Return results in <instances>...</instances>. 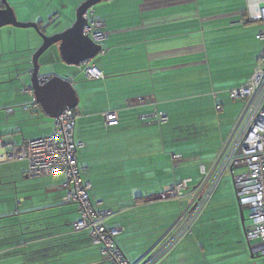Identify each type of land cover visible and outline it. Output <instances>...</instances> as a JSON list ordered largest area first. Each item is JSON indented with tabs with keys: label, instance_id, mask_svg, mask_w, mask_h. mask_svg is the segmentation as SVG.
Wrapping results in <instances>:
<instances>
[{
	"label": "crops",
	"instance_id": "obj_1",
	"mask_svg": "<svg viewBox=\"0 0 264 264\" xmlns=\"http://www.w3.org/2000/svg\"><path fill=\"white\" fill-rule=\"evenodd\" d=\"M106 3L97 7L95 13L105 22L107 40L103 42V52L91 60L103 78L83 80L81 75L74 76V72L78 75V70L64 63L56 48L42 64L43 67L54 65L55 70L43 75L66 78L77 92L76 110L80 117L75 140L85 144L78 151L81 177L92 184L93 205L111 212L108 226L123 228L117 238L118 245L126 257L136 262L152 246L171 236L185 219L196 184L182 197H166L164 190L187 178L197 182L201 165H209L214 159L237 117L232 111L231 126L223 122L222 117L231 102L230 96L227 97L228 89L223 86L243 84L252 74L259 53L256 49L251 53L248 46L241 48V51L248 48L246 57L236 63L244 61L240 69L245 66L248 69L242 74L235 66L237 70L233 75L229 73L232 64L219 59L213 64L206 51L200 54L203 47L197 45L196 37H204V23L212 24L213 19L230 16L229 13L202 16L197 5L211 4L205 0H113ZM246 9L247 4L231 15L240 18L238 23H252ZM37 16L30 21L44 27L43 18L36 20ZM212 27V32H219L220 29ZM27 63L25 60L22 64L27 67ZM229 74L237 81H229ZM209 82L216 87L210 92L215 112H198L192 105H180L189 100V89L195 90L202 84L210 91ZM27 88L30 87L24 91ZM28 97L19 99L21 106H28L23 107V111H0V192L7 190L0 193V200L9 199L6 209H0V264H21V250L49 242L54 244L58 239H61L60 248L50 257L61 264H103L88 236L72 230L73 223L80 218L78 207L74 204L64 208L57 206V202L62 204L61 198L66 192L64 176L36 178L48 194L37 203L28 196L29 188L17 185L21 175L31 179L27 163L1 157L28 140L51 135L54 130L55 121L49 119L40 105V109L30 105ZM218 106L222 111L217 110ZM108 111L117 113L118 125L105 124L103 115ZM40 112L49 118L41 117ZM161 114L167 116V121L161 120ZM181 116L187 118L183 121L187 127L185 142L178 138L176 124ZM227 174L232 176L230 171L225 177ZM21 192L25 196L23 202L19 199ZM115 197L126 205L112 206ZM236 199L234 194L220 196L219 191L216 192L192 234L159 264H260L246 245ZM38 210H48L52 217H59L57 223L64 221L62 231L56 232L51 225H46L42 229L46 231L40 230L42 236L38 237L31 226L28 233L32 235H26L20 228L21 222L14 219L9 225H1L4 218ZM62 210L65 212L59 214ZM122 216L124 223L115 222Z\"/></svg>",
	"mask_w": 264,
	"mask_h": 264
},
{
	"label": "built area",
	"instance_id": "obj_2",
	"mask_svg": "<svg viewBox=\"0 0 264 264\" xmlns=\"http://www.w3.org/2000/svg\"><path fill=\"white\" fill-rule=\"evenodd\" d=\"M246 10L249 20L264 24V0H247ZM84 18L88 22L84 35L100 44V41L107 38V33L103 30L104 22L96 16L94 7L87 10ZM256 38L263 45L253 72L244 84L229 92L231 100L243 103L242 109L214 159L209 165H201L197 182L187 178L168 185L164 190L166 197H182L196 184L192 200L185 210V223L168 241H161L162 243L152 247L138 263L126 257L119 247L117 238L123 228L108 226L107 220L111 217V212L99 210L93 205L90 196L92 184L83 181L81 177L78 151L85 144L76 141L74 137L80 117L76 109H66L59 115L51 135L28 140L5 153L2 158L26 162L30 178L64 176L63 189L66 192L62 202L76 205L80 215L79 220L73 223L72 230L88 236L92 245L98 249L103 264H159L187 234L192 233V227L206 210L223 177L230 171L239 205L243 210L250 211V225L246 223L245 226L250 253L253 256H264V29L257 33ZM78 71L88 80L103 78L102 72L91 61L80 65ZM25 92L32 95L34 106L40 108L31 87ZM217 110L221 111V106ZM103 116L106 125L118 124L116 112L108 111ZM159 116L161 120L168 119L165 114Z\"/></svg>",
	"mask_w": 264,
	"mask_h": 264
},
{
	"label": "rangeland",
	"instance_id": "obj_3",
	"mask_svg": "<svg viewBox=\"0 0 264 264\" xmlns=\"http://www.w3.org/2000/svg\"><path fill=\"white\" fill-rule=\"evenodd\" d=\"M200 1L203 2V0ZM205 1L210 2L211 4L197 5L199 13L202 16H206L209 14L215 15V14H226V13H229L230 16H227L226 18L222 17L219 19L218 18L213 19V21L211 22L212 24H210L209 22L204 23L203 25L204 26L203 33H205L204 37L203 35L196 37L197 45L199 44L203 47V50L202 52H200V54H205L206 51L207 57L211 59L210 61L213 64L217 59L222 61H227L229 64H232L231 69H229L230 70L229 73L233 75L234 70L235 71L237 70L235 66H238L240 69L241 64L244 63V61H242L241 63H236V62L246 57L245 52L248 48H244V51H241L240 50L241 48H243L244 46H248L251 48L250 49L251 53L255 52L256 50L258 51V53L262 51V43L256 39V34L260 30L264 29V25H261L259 22H252L247 24L243 22L238 23L237 21L240 20V18L231 15L238 9L245 7V5L247 4V0H205ZM82 2L83 0H8L10 7L15 11V14L19 22L37 23L36 21H30V19L33 18V16L36 14L39 15V17L38 16L36 17V20L40 19V17L43 18V22L41 23H43L44 25L43 29H45V33L47 34V36H51L63 32L66 29L70 28L76 21V11L78 6ZM106 2L108 1H103L95 5L94 9L97 10V7L103 4H107ZM64 20H67L65 22L71 23L70 26H66L68 23H64ZM101 21L103 20L101 19ZM211 25H213V27ZM211 27L220 30L219 32L216 31L212 32V30L210 29ZM103 30L105 31V22H104ZM106 40L107 39L100 41V44L103 45V42ZM42 43H43L42 37L34 28H16L13 26H4L0 28V111L6 109H14V110L18 109L19 111H23L22 109L24 106H21L20 104L21 100L19 99L23 97L26 98L28 96H29L28 97L29 104L31 105L30 94L23 92L25 87L29 86L31 82L30 81L31 76L29 73L26 72L28 70V67L32 68V58H33V54L35 53L34 49L36 48L38 49ZM54 48H56L58 54L60 55L59 46L54 45L41 56L39 60L41 75L55 70L54 65H51V67H43L42 65L43 61L51 55V52L52 50H54ZM25 60L28 61L27 67L22 64L23 62H25ZM74 68L78 70L77 67ZM247 69L248 67L245 66L239 71H241V73L243 74L247 71ZM230 74H229L230 76L229 81H237V79L231 77ZM73 75L76 77L81 75L83 80H85V76L81 73H78L77 75V73L74 72ZM209 86L211 87L210 91H208L207 87L202 84L198 85V87H196L195 90L189 89L188 96L191 95L187 97L189 100L180 103V105L182 104L192 105V108L194 110L198 109L197 110L198 112H205L207 110H214L215 112L216 108L213 101V96L210 93L214 86L211 82H209ZM223 87L228 89L227 97H229L230 90L237 88L235 85H231V84L229 85L226 84ZM184 91L182 93H184ZM203 93L205 94L203 95ZM193 95L195 96L192 97ZM230 101L231 102H229V104L227 105L226 112L222 117L223 122L227 125H229L230 122L231 112L234 111V115L237 116L240 113L243 106V103L241 101L235 102L231 99ZM13 105H16V107H13ZM40 115L45 119L49 118L46 117L45 114L42 112H40ZM49 119L51 121H56L53 118H49ZM186 119H187L186 117L181 116V119L179 118V123L176 124L179 127L178 138L181 142H185L187 140L186 137L187 127L183 123V121ZM231 124L229 125V127L231 126ZM74 137H75V132H74ZM241 171L242 170H237V172H241ZM224 177L219 187L217 188L216 192L219 191L220 196H228V195L232 196V194L236 196L233 177L229 174H227L225 178ZM38 180L39 179H33V178L25 179L23 175L17 178L18 181L17 185H22V189L23 187L29 188L30 191L27 192L28 196H31V201L37 203L48 197V194H45L46 193L45 188H43V186L38 183ZM6 192L7 190H4L3 192L0 193H6ZM20 195L21 197L19 199L23 202L25 200L24 192H21ZM8 200L9 199L6 198L0 200L1 211L3 209H6ZM236 202H237L236 204L239 205L238 200ZM116 203H120L123 206L126 205L124 202L120 201L118 197L114 198V202H112V206H116L117 205ZM62 204H59L57 202V206H62L63 208L66 205L73 206V204H63V205ZM118 209L119 206L116 207V210ZM61 212H65V210L59 211L58 213L60 214ZM54 213L52 215L55 216ZM249 214L250 211L248 209L244 210L245 226L246 223L247 225H250L248 220ZM186 217L187 215H185V218ZM56 218L59 217H52L51 214H49L48 210H38L37 212H32V213L20 212V215H16L14 218L13 217L4 218V220L1 221L3 222V224L1 225L3 226L9 225L12 222L11 220L14 219L21 222L20 228H22L21 229L22 232H25L26 235H32L31 233H28L29 232L28 227L31 226L33 227L32 229L34 228L36 229V233H37L36 236H39L41 235L42 231H46V230H42L45 229L46 225L48 226L51 225L52 229H55L54 231L56 232L62 231L61 229L64 228L65 226V224H63L64 221L57 223ZM125 221L126 220L123 218V216L115 220V222L117 223H124ZM198 221H196V223L192 227L191 230L192 232L194 230V227L197 225ZM184 223H185V219L182 221L180 227L176 229L171 236L165 238V240H162V242L168 241L171 237H173L180 230V228ZM188 236L189 234H187L181 241H183ZM244 236H245V232H244ZM60 243H61V239H58V241H56L54 244L52 242H49L42 245L31 246L30 249L27 248L26 250H21L19 256V259H21V264H61L59 260H55L53 259V257L52 258L50 257L52 253L55 252L56 249L60 248ZM246 245L248 247V250L250 251V246L248 244L247 239H246ZM69 250L70 248L67 249V252ZM257 255L258 256H253L251 254L253 258H256L255 260H259L260 264H264V256H262L261 254H257Z\"/></svg>",
	"mask_w": 264,
	"mask_h": 264
},
{
	"label": "water",
	"instance_id": "obj_4",
	"mask_svg": "<svg viewBox=\"0 0 264 264\" xmlns=\"http://www.w3.org/2000/svg\"><path fill=\"white\" fill-rule=\"evenodd\" d=\"M103 1L105 0L83 1L77 8L76 21L70 28L63 32L47 36L38 23L19 22L8 0H0L3 5V8L0 9V28L4 26L34 28L43 39V43L33 54L31 82L29 87H31L34 97L41 106L43 112L50 118L57 120L64 110L75 109L78 106V97L70 80L58 75H41L39 60L41 56L54 45L59 46L61 59L68 66L79 67L84 62L97 58L102 52L103 47L101 44H96L91 38L84 35V28L88 23L87 19L84 18V14L88 9ZM53 82L57 85L55 92L49 87ZM240 216L245 230V217L244 210L242 209L240 210ZM140 259L137 260L136 263H138Z\"/></svg>",
	"mask_w": 264,
	"mask_h": 264
},
{
	"label": "trees",
	"instance_id": "obj_5",
	"mask_svg": "<svg viewBox=\"0 0 264 264\" xmlns=\"http://www.w3.org/2000/svg\"><path fill=\"white\" fill-rule=\"evenodd\" d=\"M40 26V28L41 29H43L44 27H42L41 25H39ZM257 36V35H256ZM257 39V38H256ZM262 43V42H261ZM262 45H263V43H262ZM260 54V53H259ZM257 58H258V56H257ZM257 58H256V62H257ZM256 62H255V64H254V67H255V65H256ZM79 72V71H78ZM27 73H29L30 74V76H31V73H32V69L31 70H27ZM30 86V85H29ZM27 87V86H26ZM25 87V88H26ZM23 92L25 93V91L23 90ZM31 105L32 106H34V104H33V101L31 100ZM35 107V106H34ZM24 108H28L27 106L26 107H24ZM8 110H12V109H8ZM8 110H6V111H8ZM61 202H62V198H61ZM63 203V202H62ZM63 204H65V203H63ZM108 224V223H107ZM109 227H111V226H109ZM39 236H42V234L41 235H39ZM38 236V237H39ZM249 253H250V251H249Z\"/></svg>",
	"mask_w": 264,
	"mask_h": 264
},
{
	"label": "snow or ice",
	"instance_id": "obj_6",
	"mask_svg": "<svg viewBox=\"0 0 264 264\" xmlns=\"http://www.w3.org/2000/svg\"><path fill=\"white\" fill-rule=\"evenodd\" d=\"M49 87H50L51 89H53V91L55 92V90H56V88H57V85H56L55 82H53V84H52V85H49Z\"/></svg>",
	"mask_w": 264,
	"mask_h": 264
},
{
	"label": "flooded vegetation",
	"instance_id": "obj_7",
	"mask_svg": "<svg viewBox=\"0 0 264 264\" xmlns=\"http://www.w3.org/2000/svg\"><path fill=\"white\" fill-rule=\"evenodd\" d=\"M83 1H85V0H83ZM3 8V5L1 4V2H0V9H2Z\"/></svg>",
	"mask_w": 264,
	"mask_h": 264
},
{
	"label": "clouds",
	"instance_id": "obj_8",
	"mask_svg": "<svg viewBox=\"0 0 264 264\" xmlns=\"http://www.w3.org/2000/svg\"><path fill=\"white\" fill-rule=\"evenodd\" d=\"M78 68V67H77Z\"/></svg>",
	"mask_w": 264,
	"mask_h": 264
}]
</instances>
